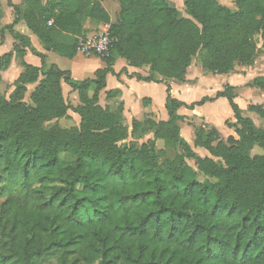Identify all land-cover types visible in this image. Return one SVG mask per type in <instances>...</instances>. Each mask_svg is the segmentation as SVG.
Listing matches in <instances>:
<instances>
[{
    "label": "trees",
    "instance_id": "16d2710c",
    "mask_svg": "<svg viewBox=\"0 0 264 264\" xmlns=\"http://www.w3.org/2000/svg\"><path fill=\"white\" fill-rule=\"evenodd\" d=\"M103 1L7 0L9 25L1 24L0 2V45L7 33L18 42L22 68L8 98L0 94V264H264V129L243 115L232 86L186 105L166 83L184 82L195 61L215 75L250 67L258 37L264 48V0H234L235 9L183 0L185 17L168 0H116L113 24ZM87 18L108 25L116 41L93 79H72L44 54H35L39 68L23 61L29 40L13 30L20 19L43 50L72 59ZM12 58L0 57V79ZM116 58L148 67L138 81L165 83L166 121L132 119L128 127L121 105L99 104ZM62 82L77 93L75 108ZM28 85L35 87L26 102ZM250 86L264 93V76ZM117 94L106 92V100ZM219 98L236 137L193 126V147L209 155L201 158L180 136L177 111ZM141 102L147 110L150 100ZM69 110L78 127L57 123ZM248 111L264 119L262 105ZM255 147L263 154L252 155Z\"/></svg>",
    "mask_w": 264,
    "mask_h": 264
},
{
    "label": "crops",
    "instance_id": "0c3cea01",
    "mask_svg": "<svg viewBox=\"0 0 264 264\" xmlns=\"http://www.w3.org/2000/svg\"><path fill=\"white\" fill-rule=\"evenodd\" d=\"M1 2V0H0ZM13 5L16 6H21V0H18L17 2H15V0H11ZM15 2V3H14ZM106 2H110V5L112 4L114 11L118 14L119 11L117 12V5L114 3V1L112 0H104L103 2L100 3L101 8L108 14L109 16V20L110 23L113 24L116 21L115 19H112L109 13V9L106 6ZM169 2V1H168ZM7 4V3H6ZM2 11V10H1ZM3 13V11H2ZM4 15V14H3ZM14 20V16L10 13L9 17L4 21V18L1 19V24L2 25H9L10 23H12V21ZM83 28L85 30V37L84 38H90L94 35H98L101 33H105L108 30V25L98 22L96 20H92V19H86L83 23ZM13 30L15 32V34L21 35L23 37L28 38L29 40V46L27 48H25V54L23 57V61L31 66L40 67V60L39 58L35 55V54H44L46 55V57L48 59H50V61L52 62V64H55L60 70L62 71H66L69 72L70 76L72 79L77 80V81H82V80H78L76 79L77 76H79L80 74V70L79 68H70V69H64L63 67L59 66V61L60 59H58L56 57V55L54 53L51 52H46L45 50H43L41 44L34 38V36L32 35V33L28 30V28L26 27L24 21L22 19L19 20V22L14 25ZM62 38V36L60 37ZM13 40V38L11 36H5L3 43L0 45V57L6 53L12 52L13 53V58L11 59V62L9 64V67L7 68V70H5L4 72H1V81L4 80L6 74L9 75L12 67L14 66V68L17 70L15 72V76L14 79H16L18 77V75L22 72V68L21 66L17 65L16 63V56L15 53L13 52V44L17 45L18 43L15 42ZM78 56L86 58V59H93L92 62V74H93V78H94V73L99 70V69H103L105 67L104 62L98 58V57H84L80 54L77 53V55L72 58L69 59L71 60V64H73ZM113 72L115 75L109 74L106 76L105 79V89L100 92L99 94V104L101 103V100L103 99L102 102H105L104 105H101L103 108L104 107H108L110 109V111H115L119 105L122 106V113L124 118H126L129 115V119H130V124H131V120L135 119L138 121H142L145 118H150L154 121H166L167 120V113L165 110V99H166V85L165 83H148V82H143V81H138L136 79V76L139 75L143 78H146L149 76V69L148 67H142V68H134L131 67L127 64V62L124 59L121 58H116L115 62L113 63L112 66ZM188 73H189V68L186 71V74L184 76V82H177V81H173V80H169L166 81L168 87H169V94L171 97H173L174 99L185 103L186 105H190L191 103L194 102H198L199 100H194V101H189L187 100L184 96H182L181 92L187 90L186 88H189V78H188ZM212 76H220V75H215V74H211ZM222 79H223V83L221 85V87L219 86V88L215 91H221L224 85H229L235 88V94L236 97H238L237 94V89H239V87L241 86V84L243 85H250L251 81L253 79H251V81L249 80V78L247 77L248 80H242L240 86L236 83L233 82V80H237L238 77H236L233 74H226V75H221ZM93 78H87V79H93ZM85 80V79H83ZM35 87V85H28V88H32L31 90H33V88ZM61 89H62V94L64 93V84L63 82L61 83ZM69 90V89H68ZM71 90V89H70ZM155 90L156 92L159 91L160 96H156L155 94ZM72 91V90H71ZM113 91H118L119 94H117V96L109 99L108 101L105 100L106 96L105 93L106 92H113ZM158 94V93H157ZM214 94V95H215ZM72 96L74 98L77 99V93L76 92H72ZM204 97H212V93L211 95H207ZM147 98L150 100V105L149 108L147 109V111H143L142 110V99ZM236 104H238L237 101H235ZM254 103V102H253ZM208 106V107H214L216 108L213 111V114L211 115L212 117L216 118V119H228L225 120L224 123L226 121H228L229 123L233 124L232 121H229L230 118L233 119V114L231 109L228 106V103L226 101V99L224 98H219L213 102H209V103H205L202 106L199 107H195L194 110H188L186 108H180L177 113L179 116L183 117V121L184 118H191V117H197L200 116V114H204V107ZM222 110V108H225V113H220L219 109ZM241 109V107H239ZM242 111H244L245 109H241ZM158 115L161 120H158L155 118V116ZM225 115V116H222ZM209 115H204L205 117V122L208 123ZM250 118V117H249ZM183 121L179 122V133L180 136L186 141V143L188 145H190L193 149V151L195 152V154L201 158L207 157L209 156L208 153L201 149V148H194L193 147V140H194V131L193 128L186 126L185 123H183ZM210 122V121H209ZM126 124V123H125ZM128 127H130V125L127 124ZM206 128H215L221 135V133H223V131H219V127H217V125H204ZM226 138L228 136H234L233 133L230 131L228 133H225ZM221 137H223L221 135ZM235 137V136H234ZM207 154V155H205Z\"/></svg>",
    "mask_w": 264,
    "mask_h": 264
},
{
    "label": "rangeland",
    "instance_id": "374dc122",
    "mask_svg": "<svg viewBox=\"0 0 264 264\" xmlns=\"http://www.w3.org/2000/svg\"><path fill=\"white\" fill-rule=\"evenodd\" d=\"M17 1L18 0H15V2H17ZM112 1H114V3L117 5V12H118L119 11L118 3L116 2V0H112ZM168 1L170 2V5L173 8H176L181 13L182 16H184V17L186 16L184 13V10H183L184 9L183 0H168ZM217 1L219 2V4L225 6L229 9H235L234 0H217ZM6 3H7V0H1V10L3 11V14H4L3 15V18H4L3 22H5V20L9 17L10 13L13 16H15V13L13 12L12 8L9 7ZM106 6L109 9V13H110L111 18L115 19L118 16V14L114 11L112 4L110 5V2H106ZM5 36H10V35L7 33ZM13 40L15 42H17L14 38H13ZM13 45L15 46V44H13ZM256 45H257L258 51L255 55L253 63L250 65V67H239L236 71H234L232 73L233 75L238 77L237 80H233V82H236L239 86H240L241 81H242L240 79H243L245 82V80H248L247 77L251 81V79H254L258 76H264V48L262 47V41L260 40L259 37L256 39ZM56 57L58 59H60L59 66L63 67L64 69H70V68L73 69L74 67L79 68V70H80L79 74L80 75L77 76L76 79L83 80V79H87V78H93V74L91 71L92 70L91 64L93 62V59H86V58H83L81 56L80 57L78 56L77 60L73 64H71V60H69V59L60 57L58 55H56ZM91 57H96V56H91ZM48 62L52 64L50 59H48ZM16 63H17V65H19V59L18 58H16ZM16 71L17 70L13 66L9 75L6 74L3 81H1V79H0V94L2 96H4L6 99L8 98V96L13 91V82L18 78L17 77L16 79H14ZM221 77H222L221 75L220 76H212L211 73H208V74L204 73L202 71L198 61H195L189 67L188 78H189V86L190 87L186 88L187 90L182 91L181 94L190 102L194 101L195 99L200 100L204 96L211 95V93H212V96H214L215 91L219 88V86L221 87V85L223 83V79ZM63 84H64V88H65L64 93H63V98L65 99L66 103L70 106L71 109L75 108L78 105V97H77V99L74 98L72 96L73 91L70 90V87L67 86L65 83H63ZM31 89L32 88L27 89V93H26L25 98H24V100L26 102H29L28 95L32 91ZM155 93H156L155 94L156 96H158V97L160 96L159 91L156 92V90H155ZM237 94H238V97H235L234 102L237 101L238 102L237 105L239 107H241V109H245L244 111H242L243 115L250 117L251 120L253 121L254 125L257 128L264 129V119H261L255 113L248 111V106L253 105V104L262 105L264 108V93L262 91L256 89V88H253L250 85L245 86V85L241 84L239 89H237ZM102 101H103V99L101 100L100 105H104L105 102H102ZM148 105H150V103ZM143 107H145V106L142 105V110L147 111V110L143 109ZM148 108H149V106H148ZM215 109H216L215 107L213 109V107L205 106L204 110H203L204 114H200V116L197 115V117L184 118L183 123H185L186 126H189L191 128H193V126H200V125L203 126L205 124L206 125H214L215 124V125H217V127L220 126L219 131L220 130L223 131V133H221V135L223 136L222 137L223 140L226 139L225 133H228L230 131L235 136L233 129L226 127V125L224 123V121L228 120V119L223 118L220 120V119H216V118L211 116ZM219 112L225 113V108H222V110L219 109ZM204 115H209L208 118H209L210 122L209 121H208V123L205 122L206 119H205ZM222 116H225V115H222ZM129 118H130L129 115L125 118L126 125L127 124L130 125V119ZM155 118L158 120H161V118L158 115H156ZM229 121H232L233 124L235 123L234 118L233 119L230 118ZM57 123L61 127H65V128H69V127H73V126L78 127L79 117L75 113H73L71 110H69L68 111V117L63 119V120L57 121ZM150 138H152V134H148L146 137H144L140 140H136V141L138 144H140V143H142V142H144ZM158 145L160 146L159 142H158ZM260 154H263V151L258 147H255L252 150V155H260ZM205 155H207V154H205ZM187 163L189 165L193 166V161L188 160ZM76 264H83V263L76 262Z\"/></svg>",
    "mask_w": 264,
    "mask_h": 264
},
{
    "label": "built area",
    "instance_id": "2783aa9c",
    "mask_svg": "<svg viewBox=\"0 0 264 264\" xmlns=\"http://www.w3.org/2000/svg\"><path fill=\"white\" fill-rule=\"evenodd\" d=\"M48 25L50 26L51 22ZM115 42V39L110 37L107 32L90 38H83L78 40L77 53L84 57L96 56L100 59H105L110 56Z\"/></svg>",
    "mask_w": 264,
    "mask_h": 264
}]
</instances>
